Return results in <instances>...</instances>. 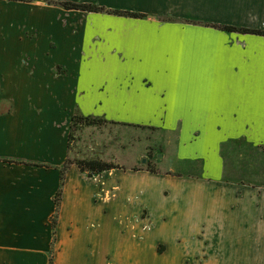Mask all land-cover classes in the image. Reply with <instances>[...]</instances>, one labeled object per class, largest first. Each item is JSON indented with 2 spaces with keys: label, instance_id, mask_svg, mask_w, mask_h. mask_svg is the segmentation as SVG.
Segmentation results:
<instances>
[{
  "label": "crops",
  "instance_id": "obj_1",
  "mask_svg": "<svg viewBox=\"0 0 264 264\" xmlns=\"http://www.w3.org/2000/svg\"><path fill=\"white\" fill-rule=\"evenodd\" d=\"M77 1L145 16L0 0V264H50V259L54 264H117L118 234L111 218L120 215L114 178L122 169L89 177L73 164L55 231L53 227L72 116L80 112L127 121L62 104V83H78L84 69L94 75L92 85L107 70L118 71V79L125 77L113 82L112 107L163 116L161 125L128 122L178 131L179 157L190 156L185 134H202L194 141V156L205 158L209 166L200 175L180 176L169 184L178 189L190 182L215 186L219 199L209 207L215 215L222 213L223 197L240 205V216L220 228V235L205 230H218L216 222L199 227L192 241H179L181 259L190 258L191 264H264V186L250 189L225 179L212 157L218 134H258L264 141V36L211 26L264 30V0ZM40 10L47 14L41 17ZM30 46L35 50L28 52ZM141 70L151 73L135 85ZM109 82L100 85L105 89ZM27 85L35 88H14ZM89 91L85 88L83 94L95 100ZM102 104L97 99L95 107ZM121 172L154 179L144 169ZM151 212L146 206L136 208L142 219ZM172 243L161 242L157 252L166 256Z\"/></svg>",
  "mask_w": 264,
  "mask_h": 264
},
{
  "label": "rangeland",
  "instance_id": "obj_2",
  "mask_svg": "<svg viewBox=\"0 0 264 264\" xmlns=\"http://www.w3.org/2000/svg\"><path fill=\"white\" fill-rule=\"evenodd\" d=\"M39 1L49 3L51 0ZM105 7L114 8L108 5ZM53 13L55 12H51L50 15ZM46 14V12L39 11L41 17ZM46 47L45 45L44 48ZM27 49L29 52L34 48L30 46ZM84 70H82L83 79L78 83L76 81L67 84L68 86L62 83L61 88L65 90L62 104L65 102L67 106L77 107L84 113L88 112L85 114L97 111L101 114L108 112L109 115H114L115 119L127 120L119 123L109 120L107 123H96L93 126H80L73 131L70 149L72 159L101 157L124 167L122 170H116L114 178L117 190H119L120 203V215L115 214V217L111 218L116 228L113 232L118 234L115 243L116 263L191 264L190 258L182 260L181 251L176 250V247L180 249L182 246L179 245V241H192L199 227H207L210 223L216 222L220 224L218 230L209 228L205 230L206 233L220 235V228L226 229L233 220L232 217L240 216V205H237L235 198L223 197L220 203L222 213L215 215L210 212L211 203L219 199L215 186L211 184L190 182L179 189L169 184V181L179 180L180 176L200 175L209 166L205 158L194 156L196 151L194 141L201 140L202 134L186 133L185 136L190 141L183 142V144L190 152V156L179 157L178 131L168 133L161 126L128 122L140 121L161 125L165 119L162 118L163 116L112 107L113 99L110 93L114 88L113 82H118L125 77L118 79V71L107 70L104 74L96 76L98 81L92 85L94 75ZM146 73H151V71L141 70L139 72L135 85L141 84ZM104 80L110 81L105 89H103V84L100 85ZM14 88L23 92L35 86H14ZM85 88L90 89L89 96L93 95L95 100L83 94ZM97 99L103 102L99 107H95ZM106 118L109 117L106 116ZM263 142L258 139V134H218L216 155L212 157L216 162L218 161L217 165L221 167L225 179L247 184L250 189L264 186ZM149 168L154 169L155 172L148 170ZM128 169L130 171L148 170L154 179L133 172H121ZM167 186H171L170 192ZM117 205L118 203L111 207ZM141 206L151 208L149 219H142L141 215L136 214V208ZM161 242H173L166 256L157 252V247ZM183 247L186 248L185 245ZM164 248V245L160 247V249Z\"/></svg>",
  "mask_w": 264,
  "mask_h": 264
},
{
  "label": "trees",
  "instance_id": "obj_3",
  "mask_svg": "<svg viewBox=\"0 0 264 264\" xmlns=\"http://www.w3.org/2000/svg\"><path fill=\"white\" fill-rule=\"evenodd\" d=\"M10 1H28V0H10ZM50 4L59 5L64 7L67 10H78L83 12H107L116 15H125V16H132V17H144L145 14L128 11V10H120V9H110L105 6H100L95 3H83V2H73V1H62V0H51L49 1ZM212 27L219 28L225 31L231 32H240V33H253L257 35L264 36V30L262 29H250V28H243L237 27L233 25H220V24H211ZM109 120L104 117L94 116V115H84L80 112H76L72 116V121L70 124V133H69V154L67 159L61 169V185L56 193L55 196V203H56V212L53 218V227L54 231L58 223V217L63 197L64 186L66 182V176L73 164L78 165L82 172L87 173L89 177H95L105 171L116 170V169H124L123 166L119 165L114 161H106L101 157H90V158H83V159H72L70 157V149H71V139L73 137V131L80 126H93L96 123H107ZM138 170V169H136ZM150 171L155 172L154 169H148ZM55 233V232H54ZM50 264L53 263V259H50Z\"/></svg>",
  "mask_w": 264,
  "mask_h": 264
},
{
  "label": "snow or ice",
  "instance_id": "obj_4",
  "mask_svg": "<svg viewBox=\"0 0 264 264\" xmlns=\"http://www.w3.org/2000/svg\"><path fill=\"white\" fill-rule=\"evenodd\" d=\"M261 103H262L261 114H262V116H264V93H262V101H261Z\"/></svg>",
  "mask_w": 264,
  "mask_h": 264
}]
</instances>
